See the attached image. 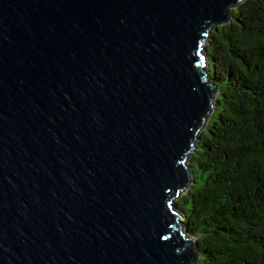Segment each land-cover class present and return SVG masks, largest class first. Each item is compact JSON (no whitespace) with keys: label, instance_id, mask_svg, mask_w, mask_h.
Listing matches in <instances>:
<instances>
[{"label":"water","instance_id":"95a60500","mask_svg":"<svg viewBox=\"0 0 264 264\" xmlns=\"http://www.w3.org/2000/svg\"><path fill=\"white\" fill-rule=\"evenodd\" d=\"M243 1L0 0V264H197L203 42Z\"/></svg>","mask_w":264,"mask_h":264},{"label":"trees","instance_id":"16d2710c","mask_svg":"<svg viewBox=\"0 0 264 264\" xmlns=\"http://www.w3.org/2000/svg\"><path fill=\"white\" fill-rule=\"evenodd\" d=\"M232 14L203 42L218 96L176 201L197 264H264V0Z\"/></svg>","mask_w":264,"mask_h":264},{"label":"rangeland","instance_id":"374dc122","mask_svg":"<svg viewBox=\"0 0 264 264\" xmlns=\"http://www.w3.org/2000/svg\"><path fill=\"white\" fill-rule=\"evenodd\" d=\"M183 217L181 216V219H182ZM193 241H194V238H193Z\"/></svg>","mask_w":264,"mask_h":264}]
</instances>
